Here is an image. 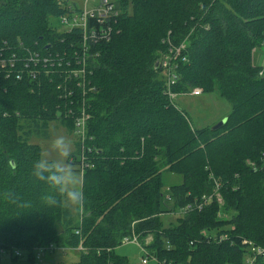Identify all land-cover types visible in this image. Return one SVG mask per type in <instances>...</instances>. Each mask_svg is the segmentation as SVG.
<instances>
[{
  "label": "trees",
  "instance_id": "1",
  "mask_svg": "<svg viewBox=\"0 0 264 264\" xmlns=\"http://www.w3.org/2000/svg\"><path fill=\"white\" fill-rule=\"evenodd\" d=\"M111 4L118 16L101 23L108 40L93 43L87 34L99 30L95 19L86 41L80 29L51 23L80 12L76 0H0V165L10 169L0 184V254L34 264L46 252L81 246L77 264H128L115 249L133 234L157 264H243L249 245L264 248V70L259 75L253 61L264 45V0ZM167 36L187 44L174 91L216 90L231 106L220 128L192 133L165 94L155 64ZM79 68L83 76H71ZM78 80L72 107L66 90ZM68 108L86 118L85 139L68 160L79 168L82 143L87 167L74 213L42 202L49 190L31 175L41 150L29 143L53 121L73 128ZM16 154L20 163L10 160ZM164 174L180 179L167 189L173 210L161 206ZM214 182L212 204L163 226L164 214L209 195Z\"/></svg>",
  "mask_w": 264,
  "mask_h": 264
},
{
  "label": "rangeland",
  "instance_id": "2",
  "mask_svg": "<svg viewBox=\"0 0 264 264\" xmlns=\"http://www.w3.org/2000/svg\"><path fill=\"white\" fill-rule=\"evenodd\" d=\"M20 1H24V0H20ZM76 2L77 5H79L80 7L82 5V2H84V0H76ZM99 2L100 0H88L87 8H91L94 5H97L99 4ZM111 2H113V0H111ZM139 10L141 9L140 8L137 9V13ZM142 19L144 20V15L142 16ZM51 23L58 27L60 24L59 20L55 18L51 19ZM1 33L2 32L0 31V35ZM156 54L160 55L161 51L157 52ZM253 61L257 67H264V45L262 46V43H260L259 48L254 50ZM192 90H190L187 93H178L177 88L175 91L174 89L172 90V93H175L172 103L174 106L185 112L190 124L189 129L192 133H196L197 130H202L210 127L212 128L222 119L227 118V115H229V113L231 112V106L224 98L219 96L216 90L207 93H201L199 97L192 96L190 94ZM58 121L59 120L49 123L46 136L44 137L33 136L32 138H30L29 143L31 145L37 146L41 150V154H42L45 153L46 151H49V146L52 140L62 136L70 144V155L77 154L78 152L77 131L80 129V127L79 126L75 127V125L73 124V128H72V125H68L65 121H61V122ZM178 145L179 143H174L175 148L177 147L179 148L180 145L179 146ZM21 156H22L21 154H16L14 156V159H10V160H15L20 163L19 157ZM246 162L248 164L249 161ZM71 168L74 171V173L80 177V183L77 187L78 190L81 191V173L78 171L79 168L78 167H71ZM8 172H10V169L8 168L7 165H0V184L1 182L5 183L6 178L10 177V174ZM7 175L8 177H6ZM164 175H165L164 177L165 179L164 178L163 179L165 186L163 187L162 190V193H164L163 194L164 197L162 198L161 206L165 211L173 210L174 209L173 201L165 199L167 195V189L170 185L174 183H178L180 179L171 174H164ZM222 200H223L222 196H220L219 200H216L215 203L217 202L219 203ZM67 207H69L72 213L75 212V205H70ZM54 210H58V208L54 207ZM54 214L55 213H53V215ZM73 216L75 219L76 218L75 214ZM178 218H179L178 210L173 211L171 214H164L162 217L163 226L167 227L168 224H174ZM37 223L34 222L29 226H31L32 228L33 225ZM5 225L10 228H12L13 226V224L10 223H6ZM26 227L27 229H29L28 225L25 224V228ZM132 236L133 234L131 235V237ZM148 238L150 240L147 243L150 244L153 241V236L151 235ZM146 239L147 238H145L144 242L146 241ZM115 253L119 256L125 257L127 259L128 264H142L143 259L146 260V264H157L154 259L146 258L143 255L142 249L134 243H122L119 247L115 249ZM49 256H52L54 258L55 262L53 264H77V260H78L77 252L75 251L55 249L53 253L46 252L44 256H41L40 260H35L34 264H51L49 262ZM248 259H249V255L246 254L245 256H243V260H242L243 264H245ZM0 264H29V262L23 256L15 260L10 254H0Z\"/></svg>",
  "mask_w": 264,
  "mask_h": 264
},
{
  "label": "built area",
  "instance_id": "3",
  "mask_svg": "<svg viewBox=\"0 0 264 264\" xmlns=\"http://www.w3.org/2000/svg\"><path fill=\"white\" fill-rule=\"evenodd\" d=\"M87 1L88 0H84V2H82V5L79 7V9L81 10L80 12L78 13L75 12L69 16L61 17L59 19V23L61 24V26L64 27V29H67V30L70 28L80 29L82 31L83 41H86L87 21L88 19H91V18L95 19L97 24L100 26L99 30H96L98 33L95 31H92L90 32V34H87V35L89 36V38L93 40V43H96L98 40H108V36L110 34V28L103 30L101 28V23L108 17L111 18L112 16L113 17L118 16L117 12L115 11V6L111 4L112 2L109 0H100L99 4L94 5L91 8H87ZM162 44H164L166 49L164 53L159 56V59L156 62L155 67L161 70V72L165 76V94L167 95L168 99L172 103V100L175 96V93H172V90L175 88V85L178 79L177 77L178 63L187 62L186 56H185V53L187 51V44H186V39L179 44H173V42L168 36L164 40H162ZM30 60L36 62L35 59L30 58ZM43 63H45V60H43ZM262 68L263 69L261 70L259 75H261L264 70V67ZM83 73H84V70L79 68L77 70L71 71V76L75 77V74H80V76L82 77ZM70 85L74 88L67 89L66 94L69 97V100H68L69 105L73 107L71 103H73L74 101L71 100V98L74 96V93L77 87L83 86V82L80 83V80H78L75 83L74 82L70 83ZM190 94L194 97H198L201 94V91L199 89H194L190 92ZM75 110L77 109L68 108L67 112L72 117V121L75 127L76 126L80 127V129L77 131V135L78 137H80L81 142H83L85 139L84 129H85V122H86L85 119L86 118L83 112H80V114L77 115L76 113H74ZM84 151H85V148L83 144L81 143V148H80L81 164L79 166V170L81 174L83 172V169L87 167V165H83L84 157L82 154L84 153ZM214 185H215V188H214V191H212V193H210L209 195L203 196L199 201H196L192 204L184 206L180 210L179 215H187L192 212H201L206 207L207 204H212L219 190L217 183L214 182ZM149 240L150 239L147 237L146 241L144 242L145 243L144 245H149V243H147ZM122 243H134L142 249L143 255L146 258L154 259L152 256L144 252L142 245L138 241L137 236L133 235L130 238H124ZM249 246H250L249 247L250 257L247 260L246 264H253L255 263L257 259H262L264 261V248L259 247V246H253V245H249ZM53 250H54V247H52L51 245L45 249V251H53ZM60 250L75 251V252L83 251L81 246H79L77 250H71V249H60ZM40 251L41 249L39 250V252ZM15 255H19L18 252H16ZM37 259H40V253L37 254ZM142 264H146L145 259L142 260Z\"/></svg>",
  "mask_w": 264,
  "mask_h": 264
},
{
  "label": "clouds",
  "instance_id": "4",
  "mask_svg": "<svg viewBox=\"0 0 264 264\" xmlns=\"http://www.w3.org/2000/svg\"><path fill=\"white\" fill-rule=\"evenodd\" d=\"M70 144L64 137L51 141L49 151L42 153L32 163L31 175L35 181L47 186L48 192L41 198L48 207L81 205L82 191L78 190L80 177L68 163Z\"/></svg>",
  "mask_w": 264,
  "mask_h": 264
},
{
  "label": "water",
  "instance_id": "5",
  "mask_svg": "<svg viewBox=\"0 0 264 264\" xmlns=\"http://www.w3.org/2000/svg\"><path fill=\"white\" fill-rule=\"evenodd\" d=\"M226 122V118L222 119L220 122H218L216 125L212 127L213 130H216L220 128L224 123Z\"/></svg>",
  "mask_w": 264,
  "mask_h": 264
},
{
  "label": "crops",
  "instance_id": "6",
  "mask_svg": "<svg viewBox=\"0 0 264 264\" xmlns=\"http://www.w3.org/2000/svg\"><path fill=\"white\" fill-rule=\"evenodd\" d=\"M199 97V96H198ZM49 262L51 263V264H53L55 261H54V258L52 257V256H49Z\"/></svg>",
  "mask_w": 264,
  "mask_h": 264
}]
</instances>
